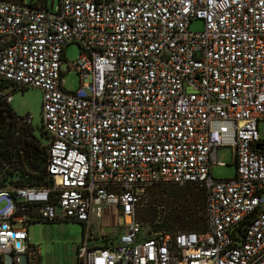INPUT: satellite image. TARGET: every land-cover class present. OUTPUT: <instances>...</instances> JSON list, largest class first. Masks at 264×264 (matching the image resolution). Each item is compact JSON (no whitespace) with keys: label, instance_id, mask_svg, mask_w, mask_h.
I'll list each match as a JSON object with an SVG mask.
<instances>
[{"label":"built area","instance_id":"2783aa9c","mask_svg":"<svg viewBox=\"0 0 264 264\" xmlns=\"http://www.w3.org/2000/svg\"><path fill=\"white\" fill-rule=\"evenodd\" d=\"M27 87L42 92L49 182L0 186V264H39L27 225L57 219L86 226L77 264H264V0H0V102ZM221 146L232 178L210 173ZM161 185L204 190L202 229L143 228ZM114 215L123 231L94 236Z\"/></svg>","mask_w":264,"mask_h":264},{"label":"rangeland","instance_id":"374dc122","mask_svg":"<svg viewBox=\"0 0 264 264\" xmlns=\"http://www.w3.org/2000/svg\"><path fill=\"white\" fill-rule=\"evenodd\" d=\"M22 1V0H15ZM29 3L31 0H24ZM37 4L45 5L55 10L58 7L59 0H32ZM191 31H201L203 22L201 20H192L189 23ZM79 45L70 44L64 50L63 61L60 69L63 71V86L68 91H74L79 85V77L76 71L70 67L79 56ZM12 99L10 101L11 111L19 116H30V125L34 137L41 145H47L48 139L44 134L41 123V105L42 92L35 87L18 88L11 92ZM258 135L264 139V120H260L257 126ZM216 161L223 165H212L210 173L215 179L232 178L235 175L234 150L231 146H221L216 152ZM172 188V187H164ZM178 192L190 191L194 195L200 194L202 189L193 186L173 187ZM149 190V189H148ZM148 190L146 191V200L149 198ZM144 205L138 208V211L144 210ZM160 208V207H158ZM164 210V208L162 209ZM198 226L204 222V213L198 220ZM117 216H111L106 219V226L100 227V224L94 220L92 232L94 236L100 237V232H104V237L109 238L120 231L121 227L116 225ZM147 224L143 223V228H147ZM178 231V230H176ZM185 231V230H180ZM86 226L82 223L71 219H57L51 221H33L27 225L28 243L38 247L39 264H77L78 245L85 237Z\"/></svg>","mask_w":264,"mask_h":264},{"label":"trees","instance_id":"16d2710c","mask_svg":"<svg viewBox=\"0 0 264 264\" xmlns=\"http://www.w3.org/2000/svg\"><path fill=\"white\" fill-rule=\"evenodd\" d=\"M28 4L48 8L45 3L42 6L32 0ZM16 117L10 106L6 108L0 102V186L5 182L45 185L49 182L44 169L46 150L34 137L31 125L14 126ZM27 162L36 163L38 171H30ZM173 187L178 186L161 185L148 190L149 198L143 203L144 210L137 211L142 226L148 222L145 230L197 231L204 227L205 214L203 224L197 225L204 213V190L201 188L202 192L194 195L190 191L178 192Z\"/></svg>","mask_w":264,"mask_h":264},{"label":"water","instance_id":"95a60500","mask_svg":"<svg viewBox=\"0 0 264 264\" xmlns=\"http://www.w3.org/2000/svg\"><path fill=\"white\" fill-rule=\"evenodd\" d=\"M256 148L258 149V146H256ZM26 166L32 172H37L39 169V166L34 162H27Z\"/></svg>","mask_w":264,"mask_h":264},{"label":"crops","instance_id":"0c3cea01","mask_svg":"<svg viewBox=\"0 0 264 264\" xmlns=\"http://www.w3.org/2000/svg\"><path fill=\"white\" fill-rule=\"evenodd\" d=\"M122 231H123V229H122Z\"/></svg>","mask_w":264,"mask_h":264}]
</instances>
